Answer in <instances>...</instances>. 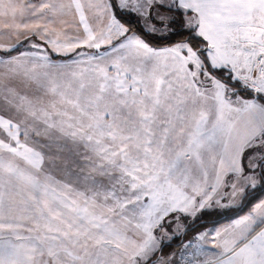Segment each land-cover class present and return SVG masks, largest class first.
I'll return each instance as SVG.
<instances>
[{"label": "snow or ice", "instance_id": "6c2138e0", "mask_svg": "<svg viewBox=\"0 0 264 264\" xmlns=\"http://www.w3.org/2000/svg\"><path fill=\"white\" fill-rule=\"evenodd\" d=\"M0 264H264V0H0Z\"/></svg>", "mask_w": 264, "mask_h": 264}]
</instances>
